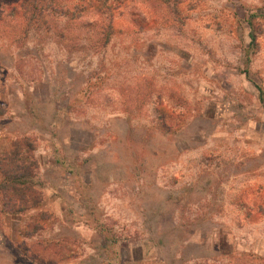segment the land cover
Returning a JSON list of instances; mask_svg holds the SVG:
<instances>
[{"label":"rangeland","instance_id":"obj_1","mask_svg":"<svg viewBox=\"0 0 264 264\" xmlns=\"http://www.w3.org/2000/svg\"><path fill=\"white\" fill-rule=\"evenodd\" d=\"M32 2L0 0V164L40 196L0 185V264H264V0Z\"/></svg>","mask_w":264,"mask_h":264},{"label":"trees","instance_id":"obj_2","mask_svg":"<svg viewBox=\"0 0 264 264\" xmlns=\"http://www.w3.org/2000/svg\"><path fill=\"white\" fill-rule=\"evenodd\" d=\"M108 0H101V4L102 6H105ZM32 0H22V6L25 4H32ZM21 6V7H22ZM250 24H252L251 22H249ZM108 32L107 34L104 35L105 38V43H108L110 41V29L111 26H109L108 28ZM256 35L253 34L252 35V39L255 40ZM261 91V97L262 99H264V92L263 90ZM0 173H2V175H4V178L1 181V186L4 187V190L6 193H17V192H21L23 193V197L22 198V202H33L36 203L40 200V196L38 194L35 193H31L30 196H28V192H26L27 190H29V186L27 185L28 181H27V176L28 174V169L27 167H14V168H2V165L0 164ZM26 193V195H25ZM27 207V206H26ZM17 206L16 205H10L9 206V210L16 212ZM24 208V206H23Z\"/></svg>","mask_w":264,"mask_h":264}]
</instances>
